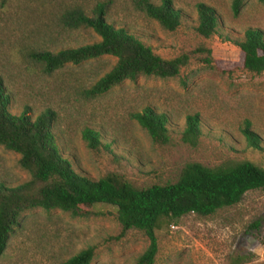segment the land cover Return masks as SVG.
Instances as JSON below:
<instances>
[{
    "label": "rangeland",
    "instance_id": "rangeland-1",
    "mask_svg": "<svg viewBox=\"0 0 264 264\" xmlns=\"http://www.w3.org/2000/svg\"><path fill=\"white\" fill-rule=\"evenodd\" d=\"M140 1L0 0V76L11 96L10 111L27 110L34 117L51 109L59 147L78 173L93 179L115 173L144 188L175 182L190 162L215 167L248 160L264 168V151L249 147L241 132L244 121H250L264 148V71H245L241 51L232 42L248 27L264 32V4L244 0L235 17L232 0H172L181 11V23L170 31L147 17ZM200 2L218 15L217 32L209 38L195 30ZM97 4L104 5L108 22L135 33L162 58L186 55L187 63L174 77L139 76L95 97L85 90L113 66L114 57L45 72L30 52L97 40L92 29L69 28L61 21L66 10L81 8L91 15ZM145 106L169 116L167 144L153 142L132 118ZM194 113L201 119L202 134L197 146L190 147L181 142L180 132L186 116ZM84 128L99 132L96 149L82 139ZM29 179L19 155L0 146V183L15 186ZM88 210V216L41 208L25 211L0 264H61L89 246L94 249L90 264H135L148 245L144 233L122 232L111 205L95 204ZM155 235L153 264H229L235 256L244 257L241 264H264V189L247 191L238 203L209 216L190 213L164 219Z\"/></svg>",
    "mask_w": 264,
    "mask_h": 264
},
{
    "label": "trees",
    "instance_id": "trees-1",
    "mask_svg": "<svg viewBox=\"0 0 264 264\" xmlns=\"http://www.w3.org/2000/svg\"><path fill=\"white\" fill-rule=\"evenodd\" d=\"M243 1L232 0L233 16L239 14ZM259 1L264 4V0ZM140 7L147 17L166 30L173 31L181 23V11L172 0H161L158 4L141 0ZM196 10V32L204 38L216 34L219 21L214 7L200 2ZM61 21L69 28H90L98 39L56 51L34 50L30 56L47 73L68 63L77 65L102 56L114 57L113 66L85 90L91 97L102 95L126 80L135 81L139 76L174 77L188 61L186 55L164 59L135 33L108 22L103 4H97L91 15L81 8L66 10ZM226 38L230 40L229 36ZM232 42L241 51L242 68L255 75L261 74L264 71L263 30L248 27L241 39ZM205 61L210 63V57ZM10 102V93L0 76V146L17 153L19 165L30 174L29 180L15 186L0 183V256L11 233L21 226L25 211L41 208L88 216L91 214L88 207L106 204L116 208L122 232L137 229L148 239L146 249L135 264H153L158 251L155 230L162 220H174L190 213L209 216L238 203L247 191L264 189V168L248 160L215 167L190 162L182 168L175 182L144 188L132 186L115 173L93 179L78 173L59 147L52 128L54 113L51 109L33 117L27 110L13 113ZM132 118L153 142L161 145L169 142L170 118L165 112L145 106L132 113ZM241 132L249 147L264 151L250 121H244ZM201 134L199 115L188 114L180 132L181 142L195 147ZM82 139L89 148L96 149L100 145V134L92 128L83 129ZM93 256L94 249L89 246L61 264H90ZM243 260V256H235L229 264H241Z\"/></svg>",
    "mask_w": 264,
    "mask_h": 264
}]
</instances>
